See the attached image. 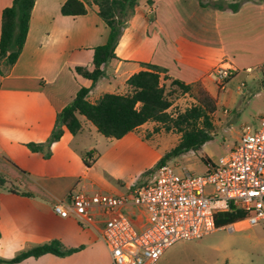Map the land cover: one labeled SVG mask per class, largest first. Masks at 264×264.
<instances>
[{
    "label": "crops",
    "instance_id": "obj_1",
    "mask_svg": "<svg viewBox=\"0 0 264 264\" xmlns=\"http://www.w3.org/2000/svg\"><path fill=\"white\" fill-rule=\"evenodd\" d=\"M11 1L0 0V27L1 10ZM65 1L35 0L17 60L10 67L0 63V176L5 180L0 187V259H11L53 239L77 250L65 256L26 257L19 264H111L100 237L107 215L94 208L83 218L61 217L53 204L69 200L76 192L120 196L131 195L139 187L131 186L134 178L130 175L126 185L109 190L98 179L100 170L92 175L94 165L102 171L109 151L101 155L93 145L78 146L77 137L85 129L96 130L81 115V130L72 135L64 127L48 156L29 148L31 142L46 141L57 112L81 86L90 87L87 98L91 103L105 92L127 93L126 80L146 69L142 63H149L166 70L160 74L161 84L168 78L199 83L217 106L218 94L212 91L210 76L215 66L228 60L235 68L232 75L249 69V63L264 66V0H137L115 48L117 59L103 66V75L91 86L74 67L91 66L93 48L106 42L109 29L97 15L96 5L87 6L82 15H63L60 7ZM231 4H238L237 9L230 8ZM100 81L105 89L95 93ZM153 123L147 121L121 138H109L115 139L111 150L117 149L111 158L134 160L141 138L151 133L164 136L152 131ZM89 151L88 161L94 163L87 166L84 153ZM121 210L136 224L142 223L141 210Z\"/></svg>",
    "mask_w": 264,
    "mask_h": 264
},
{
    "label": "built area",
    "instance_id": "obj_2",
    "mask_svg": "<svg viewBox=\"0 0 264 264\" xmlns=\"http://www.w3.org/2000/svg\"><path fill=\"white\" fill-rule=\"evenodd\" d=\"M235 71L223 60L210 72L224 89ZM168 161L157 166L152 182L131 195L76 192L67 201L53 204L61 217L83 218L94 208L107 215L100 233L111 264H157L164 251L179 240L198 239L216 229L217 212L241 209L250 212V224L264 220V117L259 127L242 133L238 142L217 164L202 175H193ZM122 208L141 210L136 224ZM232 224L229 225V227Z\"/></svg>",
    "mask_w": 264,
    "mask_h": 264
},
{
    "label": "trees",
    "instance_id": "obj_3",
    "mask_svg": "<svg viewBox=\"0 0 264 264\" xmlns=\"http://www.w3.org/2000/svg\"><path fill=\"white\" fill-rule=\"evenodd\" d=\"M35 0H12L10 5L1 10L0 27V63L10 67L17 60L25 42L31 10ZM94 4L97 15L108 27V36L104 44L95 46L92 53L91 66H75L77 74L91 81V86L103 75V66L112 59H117L115 48L122 34L123 28L133 14L137 0H66L61 4L60 12L63 15H82L87 6ZM238 4H231L230 8L236 10ZM146 67L133 73L127 80L128 92L103 93L97 102L91 103L87 96L90 87L81 86L72 100L56 114L54 126L45 142L29 143L34 151H40L44 156L49 155V147L57 141L63 128L72 135L81 130L79 116L88 120L96 130L108 138H121L136 127L147 121L163 124L165 130L176 129L180 133L178 142L156 163L155 167L175 158L185 152L195 151L212 139L214 123L211 115L216 110V100L203 89L198 96V103L172 116L168 109L172 105L171 96L174 90L181 93H191L197 84H186L177 78H168L170 86L161 84L160 74L166 70L160 66L142 63ZM84 162L91 164L88 158L91 152L84 153ZM202 159L211 163L208 157ZM5 180L0 176V187ZM24 195H32L21 191ZM250 212L233 209L217 212L215 214V227L228 226L246 219ZM77 248H67L59 240L53 239L45 243L34 245L20 251L13 258L0 259V264H19L26 257H38L45 253L65 256Z\"/></svg>",
    "mask_w": 264,
    "mask_h": 264
},
{
    "label": "rangeland",
    "instance_id": "obj_4",
    "mask_svg": "<svg viewBox=\"0 0 264 264\" xmlns=\"http://www.w3.org/2000/svg\"><path fill=\"white\" fill-rule=\"evenodd\" d=\"M249 65V69L236 71L225 79V90L217 87L216 74L211 75L212 91L218 94V104L214 114L211 115L215 125L212 139L198 150L188 151L169 159L171 165L177 164L176 171L185 168L193 175L206 173L212 164H217L219 158L234 147L247 128L252 131L258 129L259 119L264 117V66L260 67L254 63ZM166 84L170 86L169 81ZM102 85L103 82L100 81V89H96L95 93L105 89ZM203 89L201 86L196 87L191 93H181L171 87L174 91L168 112L174 117L197 104V98L200 97ZM108 91L113 90L109 88ZM152 131L162 132L164 136L151 133L141 138L139 148L134 150L138 154L134 160L112 159V153L117 150L114 148L111 150L115 139H109L94 129L91 133L85 129V133L77 137L76 143L78 146L93 145L96 152L101 155L109 151L102 171L98 169L99 166L94 165L92 172V175H98L100 170L98 179L106 189L112 190L120 186V183L126 185L130 175L134 178L131 186L140 187L144 183L152 182L156 163L180 138V133L176 129L167 131L163 124L157 122L153 123ZM203 156L208 157L211 163H206L202 159ZM177 263L264 264V220L250 224L244 219L233 223L230 227L229 225L219 227L198 239L179 240L165 250L157 264Z\"/></svg>",
    "mask_w": 264,
    "mask_h": 264
}]
</instances>
